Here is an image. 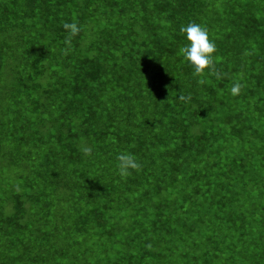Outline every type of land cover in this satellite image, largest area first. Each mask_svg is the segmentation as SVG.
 I'll list each match as a JSON object with an SVG mask.
<instances>
[{"label":"trees","instance_id":"16d2710c","mask_svg":"<svg viewBox=\"0 0 264 264\" xmlns=\"http://www.w3.org/2000/svg\"><path fill=\"white\" fill-rule=\"evenodd\" d=\"M0 264H264V0H0Z\"/></svg>","mask_w":264,"mask_h":264},{"label":"clouds","instance_id":"9594fccd","mask_svg":"<svg viewBox=\"0 0 264 264\" xmlns=\"http://www.w3.org/2000/svg\"><path fill=\"white\" fill-rule=\"evenodd\" d=\"M66 29H70L72 35H76L80 28L76 23L65 24ZM180 31L184 34L188 44L180 49V53L194 67L197 74L204 71L205 68H210L213 65V53L216 51V44L210 38L208 30L205 26L191 22L183 26ZM240 85L237 84L232 88V93L236 94L239 91ZM121 171L127 168H136L138 165L130 156H120Z\"/></svg>","mask_w":264,"mask_h":264}]
</instances>
